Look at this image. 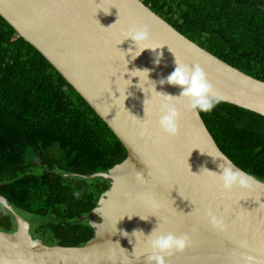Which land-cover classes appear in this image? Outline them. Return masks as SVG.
Returning a JSON list of instances; mask_svg holds the SVG:
<instances>
[{"label":"water","instance_id":"1","mask_svg":"<svg viewBox=\"0 0 264 264\" xmlns=\"http://www.w3.org/2000/svg\"><path fill=\"white\" fill-rule=\"evenodd\" d=\"M0 15L62 75L127 151L121 164L89 177L105 179L110 186L89 215L94 236L82 247L50 246L47 239L36 238V221L0 196L16 225L15 232L0 231V264H146L141 254L148 238L137 233L135 240L132 233L142 230L147 236L159 222L161 232L192 238L185 252L167 255V264H245L248 256L254 264H264V182L247 173L250 187L225 191L214 173L200 174L202 167L221 173L222 161L241 169L221 151L199 111L189 109L187 100L167 101L151 82L156 91L179 96L180 87L159 83L175 70L176 56L183 65L202 68L221 103L264 117L263 81L189 40L141 0H0ZM145 25L150 40L140 48L161 49L144 50L133 59L139 51L125 38L131 28ZM135 69L149 70L151 81L140 73L138 88L139 78L128 74ZM165 102L180 113L175 138L156 124ZM145 110L151 135L141 137L137 118L144 119ZM208 208L223 216L226 231L210 227L204 214Z\"/></svg>","mask_w":264,"mask_h":264},{"label":"trees","instance_id":"2","mask_svg":"<svg viewBox=\"0 0 264 264\" xmlns=\"http://www.w3.org/2000/svg\"><path fill=\"white\" fill-rule=\"evenodd\" d=\"M141 1L189 40L264 82V0ZM200 114L221 151L264 182V117L221 102ZM126 158L107 124L0 15V196L36 221L33 235L50 246H84L94 236L89 215L110 186L89 177ZM0 231H16L1 204Z\"/></svg>","mask_w":264,"mask_h":264},{"label":"clouds","instance_id":"3","mask_svg":"<svg viewBox=\"0 0 264 264\" xmlns=\"http://www.w3.org/2000/svg\"><path fill=\"white\" fill-rule=\"evenodd\" d=\"M106 14H110V12ZM129 38L135 42V46H136L135 52L139 51L138 55L132 56L133 59L138 57L144 50L150 49L155 51L157 49H161V48L153 49L149 47H144L143 49L140 48V45L146 44L150 40V31L148 30L146 25L139 28L138 27L131 28L128 31V35L126 36L125 40ZM161 59H162V53L157 55L155 59V63L159 64ZM175 63H176L175 70L167 78L161 79L159 83L162 86L167 84L173 87H180L181 92L179 96H173L170 94L156 91V84L155 82L149 79L150 73L149 70L147 69L144 70L135 69L129 72L128 74L131 77L139 78V84L137 85V87L140 88L141 78L139 74L146 73L148 79L152 82L154 86L155 92L167 98V101L187 100L188 101L187 106L191 110H195L199 112L213 111L216 105L220 103L222 97L220 93L214 88V86L208 81L202 68L199 65H191V66L183 65L180 62H178L176 56H175ZM127 72H128V67H127ZM137 119L141 122L140 132H139L140 136L141 137L150 136L151 121L149 120L148 113L146 112V110H145V118L142 120L139 118ZM179 120H180V113L177 107L175 106V104L170 102H165L160 106L159 112L156 115V124L158 125L160 131L164 135H166L169 138H175L179 132ZM219 167L221 169V173L219 174L217 172L209 171L206 167L201 168L200 174L202 172L214 173L225 191H231L237 185L243 188H248L251 186L250 180L252 178L247 173L241 170L227 167L223 164V161L219 165ZM141 177L143 178V182L146 183L147 180L144 178V176L141 173H139L138 179H140ZM141 195H146V194H141ZM204 214L205 217L207 218L210 227L213 230L219 232H224L227 230L228 225L225 219L223 218V216L217 215V213L213 211L212 208L206 209ZM132 217L133 216L131 217L128 216L129 219H131ZM139 217L145 221L149 219V217L147 218L142 216ZM159 228H160V222L147 236L144 234L142 230H136L132 233V236L135 237V240L137 233H141L143 236L148 238L145 241L146 244L145 252L141 254L143 257H145L146 264H167L166 257L169 253H173V252L183 253L192 244V238L187 233L181 235H176L171 232L164 233L159 231ZM124 233L127 234L126 236L125 235L124 236L129 238V234L127 232ZM137 258L139 259V257ZM245 264H254V257L251 256L245 257Z\"/></svg>","mask_w":264,"mask_h":264}]
</instances>
